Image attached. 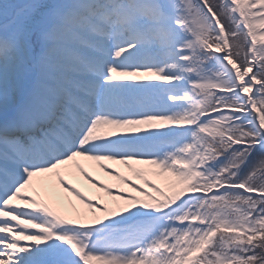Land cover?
<instances>
[{"label":"snow or ice","instance_id":"obj_1","mask_svg":"<svg viewBox=\"0 0 264 264\" xmlns=\"http://www.w3.org/2000/svg\"><path fill=\"white\" fill-rule=\"evenodd\" d=\"M0 264H264V0H0Z\"/></svg>","mask_w":264,"mask_h":264},{"label":"bare ground","instance_id":"obj_2","mask_svg":"<svg viewBox=\"0 0 264 264\" xmlns=\"http://www.w3.org/2000/svg\"><path fill=\"white\" fill-rule=\"evenodd\" d=\"M84 164H85V166H86V168L92 173L93 171H95L94 172V176L97 178V179H99V180H103V181H109L110 180V176H106L100 169H98V167L96 166V163H94V162H91V161H85L84 160ZM105 175V176H104ZM78 176H76V178H75V180H78V185L82 188V190L83 191H85L86 193H88V188H89V191L91 192V193H93L94 194V192H95V190H94V192H93V189H94V187L92 186V185H90V186H88V188H85V185H86V183L81 179V178H78ZM40 179V178H39ZM157 182H161V181H157ZM161 184L163 185V186H166V185H164L162 182H161ZM96 189V191L98 190L97 188H95ZM55 191L58 193V194H60L59 192H60V187H59V185H56V187H55ZM89 194V193H88ZM96 198V197H95ZM94 198V199H95ZM98 198V197H97ZM62 211H64L65 213H67V209H61Z\"/></svg>","mask_w":264,"mask_h":264},{"label":"rangeland","instance_id":"obj_3","mask_svg":"<svg viewBox=\"0 0 264 264\" xmlns=\"http://www.w3.org/2000/svg\"><path fill=\"white\" fill-rule=\"evenodd\" d=\"M153 178V177H152ZM167 191H170L169 189H167ZM93 215V214H92Z\"/></svg>","mask_w":264,"mask_h":264}]
</instances>
